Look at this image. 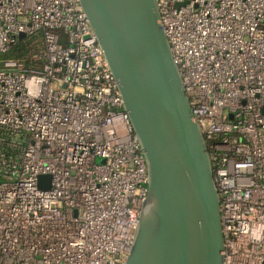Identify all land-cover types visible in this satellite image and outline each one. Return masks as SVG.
Listing matches in <instances>:
<instances>
[{
  "label": "built area",
  "instance_id": "built-area-1",
  "mask_svg": "<svg viewBox=\"0 0 264 264\" xmlns=\"http://www.w3.org/2000/svg\"><path fill=\"white\" fill-rule=\"evenodd\" d=\"M156 1L208 146L223 264H264V0ZM19 33L35 47L0 57V264H123L147 168L118 84L78 0H0V54Z\"/></svg>",
  "mask_w": 264,
  "mask_h": 264
},
{
  "label": "water",
  "instance_id": "water-1",
  "mask_svg": "<svg viewBox=\"0 0 264 264\" xmlns=\"http://www.w3.org/2000/svg\"><path fill=\"white\" fill-rule=\"evenodd\" d=\"M78 1L118 84L147 168L146 193L123 264H223L220 199L208 146L157 1ZM38 184L48 189L50 176L40 175Z\"/></svg>",
  "mask_w": 264,
  "mask_h": 264
},
{
  "label": "trees",
  "instance_id": "trees-1",
  "mask_svg": "<svg viewBox=\"0 0 264 264\" xmlns=\"http://www.w3.org/2000/svg\"><path fill=\"white\" fill-rule=\"evenodd\" d=\"M34 47L35 43L32 38L26 36L13 43L6 52L0 54V57L24 59V61L27 62L26 58Z\"/></svg>",
  "mask_w": 264,
  "mask_h": 264
},
{
  "label": "rangeland",
  "instance_id": "rangeland-1",
  "mask_svg": "<svg viewBox=\"0 0 264 264\" xmlns=\"http://www.w3.org/2000/svg\"><path fill=\"white\" fill-rule=\"evenodd\" d=\"M97 162H99L100 161V159L99 158H97V160H96Z\"/></svg>",
  "mask_w": 264,
  "mask_h": 264
}]
</instances>
